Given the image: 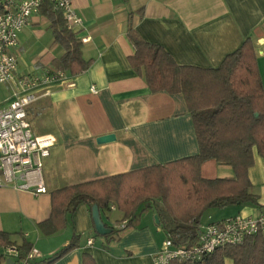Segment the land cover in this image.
I'll use <instances>...</instances> for the list:
<instances>
[{
    "label": "crops",
    "instance_id": "obj_1",
    "mask_svg": "<svg viewBox=\"0 0 264 264\" xmlns=\"http://www.w3.org/2000/svg\"><path fill=\"white\" fill-rule=\"evenodd\" d=\"M73 8L82 25L72 32L80 41L89 38L81 41L82 58L91 65L79 75H67L72 86L54 85L48 96L26 109L30 128L44 129L33 135L55 139L43 160L46 193L0 188V231L10 234L16 246L28 243L35 248L37 264H44L74 236L77 248L54 264H82L83 255L91 256L96 264H153L167 235L150 209L128 223L118 241L97 236L83 205L54 235L43 236L37 225L49 217L50 194L55 190L198 153L182 95L150 92L128 61L134 53L126 35L131 13L142 11L132 17L137 34L146 43L163 48L179 66L216 68L250 38L264 90V0H74ZM10 53L16 58L17 69L13 81L0 83V108L19 92V78L55 71L52 63L64 50L53 42L49 20L39 12L19 32L18 45ZM92 87L96 93L91 92ZM110 134L115 137L113 142H96ZM201 175L205 179L234 178L231 167L213 161L202 166ZM248 178L250 192L261 208L246 204L210 210L202 224L237 215H260L264 209V163L257 154ZM100 218L104 225L115 227L123 214L114 210ZM90 239L92 245L87 244ZM225 264L232 262L226 260Z\"/></svg>",
    "mask_w": 264,
    "mask_h": 264
},
{
    "label": "trees",
    "instance_id": "obj_2",
    "mask_svg": "<svg viewBox=\"0 0 264 264\" xmlns=\"http://www.w3.org/2000/svg\"><path fill=\"white\" fill-rule=\"evenodd\" d=\"M40 12L49 20L53 42L64 50L63 56L53 61L54 70L68 76L85 72L91 63L83 60L82 43L67 28L61 13L48 0H42ZM141 12L129 15L126 35L134 53L128 61L150 92L182 95L198 153L53 191L49 217L37 225L45 237L61 231L67 217L80 205L87 208L90 217L93 206L98 207L101 217L115 206L123 214L122 220H127L126 227L120 230L105 225L111 233L97 236L118 241L128 223L150 209L175 246L189 247L197 241L207 211L246 204L259 207L250 192L248 170L254 165L255 154L264 163V90L252 40H244L216 68L179 66L163 48L146 43L132 28V17ZM211 161L231 167L234 178H203L201 168ZM10 245H15L11 235L0 231V264L7 261L1 249ZM77 246L74 236L44 264H54ZM17 247L20 255L16 264H21L32 246L23 243ZM226 260L232 264H264V234L248 237L241 245L217 249L200 264H225ZM82 264L96 263L91 256L83 255Z\"/></svg>",
    "mask_w": 264,
    "mask_h": 264
},
{
    "label": "built area",
    "instance_id": "obj_3",
    "mask_svg": "<svg viewBox=\"0 0 264 264\" xmlns=\"http://www.w3.org/2000/svg\"><path fill=\"white\" fill-rule=\"evenodd\" d=\"M59 11L71 31L82 25L73 8L74 0H48ZM42 0H3L0 4V83L14 80L17 62L10 53L18 45V34L30 18L40 12ZM83 43L89 38H83ZM67 84L71 80L62 72H46L40 77H23L17 80L19 92L4 107L0 108V188L33 195L45 194L42 177L43 160L55 146L51 135L34 136L27 120L26 109L41 97L49 95L54 85ZM92 93H96L91 88ZM111 210H116L115 206ZM127 220L114 228L124 229ZM258 233L264 234V210L255 218L240 215L219 221L201 224L197 241L189 247L175 246L169 237L153 256V264H200L208 255L227 246L241 245L245 239ZM88 240L87 244L92 245ZM20 252L16 245L1 249V256L17 261ZM38 251L32 248L21 264H37Z\"/></svg>",
    "mask_w": 264,
    "mask_h": 264
},
{
    "label": "water",
    "instance_id": "obj_4",
    "mask_svg": "<svg viewBox=\"0 0 264 264\" xmlns=\"http://www.w3.org/2000/svg\"><path fill=\"white\" fill-rule=\"evenodd\" d=\"M114 140H115L114 135L110 134V135H105V136L99 137L96 140V142L98 144H105V143L113 142ZM91 218L93 221L94 230H95L96 234H98L100 236H106V235L111 233V230L106 228L105 225L103 224V222L100 218V214H99V210H98L97 206L92 207ZM154 220L156 223H159L157 216L154 217ZM7 263H10V261L7 260Z\"/></svg>",
    "mask_w": 264,
    "mask_h": 264
},
{
    "label": "rangeland",
    "instance_id": "obj_5",
    "mask_svg": "<svg viewBox=\"0 0 264 264\" xmlns=\"http://www.w3.org/2000/svg\"><path fill=\"white\" fill-rule=\"evenodd\" d=\"M28 120H29V118H28ZM37 121V120H36ZM39 121V120H38ZM44 129H33L32 127H31V131H32V133L35 135V134H37V133H40L41 131H43ZM215 210H221V209H215ZM203 218L205 219L206 218V216L204 217L203 216ZM202 218V222H204L205 220ZM228 219V218H227ZM225 220V219H224ZM16 235H14V237H15ZM14 264H16V261H12ZM1 264H7V262L6 261H4V262H1Z\"/></svg>",
    "mask_w": 264,
    "mask_h": 264
}]
</instances>
